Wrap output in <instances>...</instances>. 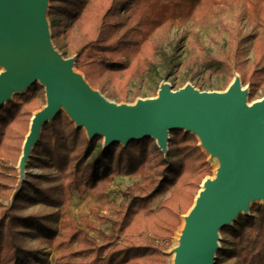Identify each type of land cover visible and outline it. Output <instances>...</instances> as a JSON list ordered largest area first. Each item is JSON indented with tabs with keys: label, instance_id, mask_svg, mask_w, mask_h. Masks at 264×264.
Here are the masks:
<instances>
[{
	"label": "trees",
	"instance_id": "1",
	"mask_svg": "<svg viewBox=\"0 0 264 264\" xmlns=\"http://www.w3.org/2000/svg\"><path fill=\"white\" fill-rule=\"evenodd\" d=\"M50 3L51 39L66 40L75 70L92 89L107 91L117 102L146 78L173 75L178 63L168 34L176 20L201 25L212 14L226 39L217 53L203 48L198 67L193 59L187 72L223 77L225 86L236 73L249 87V101L264 95V0ZM224 8L241 10L252 25L251 34H244L237 22L223 20ZM247 48L253 51L251 59ZM44 97V88L35 83L0 107V264H50L52 251H58L57 264H161L182 216L212 173L198 138L172 130L166 153L152 138L104 147L102 137L89 139L60 112L43 125L25 180L13 196L22 144ZM117 178L137 180L122 190L114 216L96 210L94 221H76L63 210L73 193L104 202ZM38 206L51 211L29 210ZM97 222L108 223V231H101ZM220 232L225 237L215 264H264V203L253 205L249 214Z\"/></svg>",
	"mask_w": 264,
	"mask_h": 264
},
{
	"label": "water",
	"instance_id": "2",
	"mask_svg": "<svg viewBox=\"0 0 264 264\" xmlns=\"http://www.w3.org/2000/svg\"><path fill=\"white\" fill-rule=\"evenodd\" d=\"M47 12L46 0H0V107L35 83L45 95L18 164L28 161L43 125L60 112L89 139L102 137L104 147L152 138L166 153L170 131L193 133L223 163L216 177L202 182L184 216L174 264H215L221 229L247 215L251 199L264 200V99L248 104L239 78L223 94L162 84L152 100L111 103L74 71V58L54 50Z\"/></svg>",
	"mask_w": 264,
	"mask_h": 264
},
{
	"label": "rangeland",
	"instance_id": "3",
	"mask_svg": "<svg viewBox=\"0 0 264 264\" xmlns=\"http://www.w3.org/2000/svg\"><path fill=\"white\" fill-rule=\"evenodd\" d=\"M46 1H47V10H48L51 3H50V0H46ZM226 9L227 8L223 9L225 10L222 13L223 20L228 21V22L235 21L237 22V24L239 25L240 29L243 31L244 34L246 35L251 34L252 25L248 23L246 16L241 12V10L235 9V11L232 12L231 9L229 8L227 10ZM216 19L217 18L213 16L212 14L201 25H195L194 22L190 20L187 22H180L179 20H176V22L171 26L168 37H169V40L172 41L173 45H175L176 59L178 63L171 77L165 78L163 77L162 74H160V76H153L150 78H146L141 83H139V85L137 86V89L134 88V86H131L126 99L120 102H117L114 98L108 96L107 91H103L101 92V94L111 103H115L117 105L133 106L137 101L152 100L156 98L159 88L162 84L169 85L172 91L180 90L185 86H191L194 90L201 92V93H218V94L225 93L228 90L229 86L236 79L240 78L239 74L233 73L232 80L225 86V79L223 77L218 78L214 75L208 76L207 72H204L198 75H192L187 72L189 69L188 66L191 65L192 61L194 62L193 59H196L195 65L198 67V64L200 63V60L202 58L201 51L203 48L209 49L212 52L217 53L221 45L224 43L226 39V33L221 32L220 25H217ZM47 20L49 22L50 20L49 16H47ZM49 28H50V25H49ZM157 35L158 33L154 34L153 37H156ZM50 40H51V44L54 50L58 54H60L63 59L74 58V56H70L68 53V44H67L68 42L66 40H59L57 42H54L52 39ZM247 49H248V59H251L253 56V51L251 48H247ZM167 50H168V47H167ZM2 71L3 69L0 66V73ZM74 71L77 72L76 70ZM240 88L242 91H245L247 93L246 99H247L248 104H252L254 102L264 99V95H258L252 101H249L248 85H245V86L241 85ZM44 105H45V97L43 101H40L41 107L37 111L41 110ZM37 111L33 112V114H35ZM199 145L202 148L208 160L207 153L205 152L204 148L202 147L200 143ZM210 166L212 168V173L210 176L206 177L203 181L211 180L214 178V168L212 167L211 164ZM16 168L18 171V165ZM30 171L32 174L42 173L39 169H31ZM25 175H26V167H25L24 177L21 182L19 180V173H18V182L16 184V191L14 192L13 196L21 189V185L25 180ZM136 180L137 178L114 179L112 188L104 202L96 201L92 199L88 194L81 196L78 193H73L71 197L69 198L67 204L64 206L63 210L69 212L72 215L73 219L76 221H80L82 218H85V217H87L91 221H94L92 217V211H96V210L106 215L114 216L113 209L118 208L122 202V196H121L122 190L125 188V186L134 183ZM201 185L202 183L200 184V188L202 187ZM263 203H264V200L251 199L249 202V210L247 214L250 213L251 207L253 205L263 204ZM29 210L51 211L50 208H45L41 206L30 208ZM241 215H244V214H241ZM184 216H182L180 226L174 232L170 240L169 247L164 251L165 256L163 257L161 264H174V261H175L174 251L178 246L175 247L173 245V240L175 239V236L178 232L183 231ZM239 217L240 215L230 224V226L237 223V221L239 220ZM97 224L101 231H104V232L108 231V228H109L108 223L97 222ZM59 225L60 224H58V226ZM91 235L98 238L97 233H92ZM219 235H220L219 247H221L222 246L221 239L224 238L225 235L222 234L221 232L219 233ZM28 242L32 246L36 245V242L33 241L31 238H28ZM43 248L45 250L49 249L48 247H43ZM57 254H58V251H52V254L50 256V264H57V261H56ZM228 263L229 262L225 264H228Z\"/></svg>",
	"mask_w": 264,
	"mask_h": 264
},
{
	"label": "bare ground",
	"instance_id": "4",
	"mask_svg": "<svg viewBox=\"0 0 264 264\" xmlns=\"http://www.w3.org/2000/svg\"><path fill=\"white\" fill-rule=\"evenodd\" d=\"M200 144L202 142L200 141ZM203 145V144H202ZM205 152L207 153L208 160L212 167L214 168V177H216L219 168L221 167L223 160L218 154H212L206 147H204ZM27 159L21 160V162L18 164V173H19V180L20 182L23 179L24 172H25V167H26ZM185 224V218H183V225ZM181 232H178L175 236V239L173 240V245L176 247L179 244V239H180ZM175 253V252H174Z\"/></svg>",
	"mask_w": 264,
	"mask_h": 264
}]
</instances>
